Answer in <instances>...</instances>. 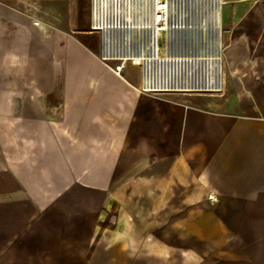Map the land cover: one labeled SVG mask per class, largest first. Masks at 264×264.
<instances>
[{
	"label": "crops",
	"instance_id": "crops-1",
	"mask_svg": "<svg viewBox=\"0 0 264 264\" xmlns=\"http://www.w3.org/2000/svg\"><path fill=\"white\" fill-rule=\"evenodd\" d=\"M227 1L224 89L156 94L0 0V264H264V0Z\"/></svg>",
	"mask_w": 264,
	"mask_h": 264
},
{
	"label": "built area",
	"instance_id": "built-area-1",
	"mask_svg": "<svg viewBox=\"0 0 264 264\" xmlns=\"http://www.w3.org/2000/svg\"><path fill=\"white\" fill-rule=\"evenodd\" d=\"M225 0H90L100 60L123 76L140 69L144 93H218L224 89ZM211 199L216 197L212 194Z\"/></svg>",
	"mask_w": 264,
	"mask_h": 264
},
{
	"label": "rangeland",
	"instance_id": "rangeland-1",
	"mask_svg": "<svg viewBox=\"0 0 264 264\" xmlns=\"http://www.w3.org/2000/svg\"><path fill=\"white\" fill-rule=\"evenodd\" d=\"M17 2L20 0H12ZM26 9L33 13L44 15L45 19L55 21L60 25L73 29L76 33L84 36L90 44L95 46L100 52L101 34L98 31H91L89 27V3L90 0H21ZM228 10V1L224 7V14ZM126 76L135 84L140 85L137 80V70L129 69ZM212 195V194H211ZM215 196V195H214ZM210 197V196H209ZM216 200V198H215ZM156 241H145L141 243V253L137 255L139 264H191L197 262L229 264L231 258L236 261H242L246 257L252 256L244 253L245 246L237 250L230 256L229 248L226 247L214 254L200 256L187 251H170L167 258L164 254H152ZM252 259L248 260L251 261ZM240 263H243L241 262ZM170 262V263H169ZM237 262V263H238Z\"/></svg>",
	"mask_w": 264,
	"mask_h": 264
}]
</instances>
